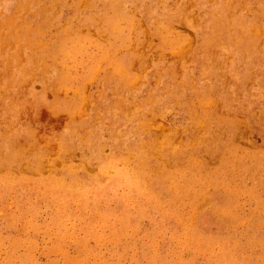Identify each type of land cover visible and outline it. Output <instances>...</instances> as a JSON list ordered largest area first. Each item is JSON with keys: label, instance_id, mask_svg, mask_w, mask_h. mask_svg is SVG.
Listing matches in <instances>:
<instances>
[{"label": "rangeland", "instance_id": "374dc122", "mask_svg": "<svg viewBox=\"0 0 264 264\" xmlns=\"http://www.w3.org/2000/svg\"><path fill=\"white\" fill-rule=\"evenodd\" d=\"M0 264H264V0H0Z\"/></svg>", "mask_w": 264, "mask_h": 264}]
</instances>
